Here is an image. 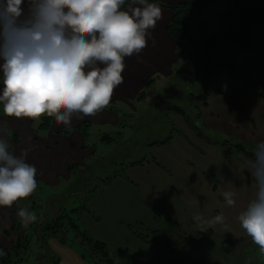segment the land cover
Segmentation results:
<instances>
[{
	"label": "rangeland",
	"instance_id": "obj_1",
	"mask_svg": "<svg viewBox=\"0 0 264 264\" xmlns=\"http://www.w3.org/2000/svg\"><path fill=\"white\" fill-rule=\"evenodd\" d=\"M158 1L164 2L163 0ZM225 9V0L223 2L219 0L205 7L192 9L194 20L190 23V31L197 41L201 38L202 33L208 36L218 28L220 23L219 14L224 12ZM160 24L161 22L157 21L156 28L164 29ZM202 24L207 25L205 31H202ZM173 39L176 41L174 37ZM168 49H170L169 42ZM171 49L172 53L176 54L175 57L179 59L172 66L173 72L171 76L167 77L164 71H159L157 75L150 78L154 80L147 90V99L145 101L138 102L135 99L130 101L132 105L129 107L118 105L121 107L122 114L129 116L127 118L129 123L125 127L120 125L115 130L111 126L101 127L100 125H95V128L88 129L90 134L88 139L96 147L89 148V150L85 146L82 149L84 154L79 158L81 163L74 164L71 162L68 169H66L67 167L64 168L66 172H69L68 174L75 170L74 168H76V171L70 174L71 178L67 181L64 176L63 178L61 177L59 187L49 189L46 185H38L42 189L40 192H36L39 196L37 202L40 201L41 207L51 219L56 216L58 208L63 204H66L68 208L76 206L78 204L77 198L71 197L68 199L66 190L72 182L78 181L91 168V186L95 185L98 187L96 188L97 190L95 189L96 191L94 190L95 193L93 192L94 196L87 201V206L89 210H92V213H80L79 224L83 230L88 231L94 238L101 239L108 244L116 257L117 264H264V254L260 252L259 246L252 241L251 237L247 235L238 220L239 214L255 198L256 182L250 170L242 162L235 159L225 147L223 148L219 145L211 146L215 148L216 154L212 148L208 147L204 149L206 156L200 158L197 157V154L180 148L177 146L180 141L178 137L189 138L186 141L192 140L195 142V137L191 132H194V130L190 129L183 116L177 111L159 112L154 107L157 95L164 92L168 83H172L175 88L184 91V95L175 97V103L182 105L186 111L197 106L196 101L190 100L187 91L203 95L204 85L202 80L192 85L185 74L177 73L185 58L188 57L190 50H192V46L185 42L180 51L176 50V48L173 50V45ZM2 63L3 61L0 60V65ZM2 80L3 74L0 75L1 84H3ZM205 101H207V98L202 102L204 103ZM188 112L195 113V110H189ZM2 117L11 119L4 115L3 106L0 104V118ZM44 117H47V115L45 114L39 119H29V122L21 121V119L18 121L14 118V123L21 132L12 128L14 130H12V136L9 139L11 147L13 144H18L17 140L14 141L13 138L21 139L22 136H24V140L22 141L21 139L20 145L23 142L27 145L29 143L27 140L33 139L34 132L29 135L27 131L24 133L22 130L28 127L33 131L36 129L40 130L38 126ZM192 117L195 120L193 114ZM137 119L142 121H140L141 126L139 128L133 126ZM4 122H6L5 118ZM49 130H52V126H50ZM117 131L122 132L118 142L105 145L99 140L102 133L119 137V132L114 133ZM13 133H15L14 136ZM194 133L196 134V131ZM177 134L180 136H177ZM170 136L175 137L174 142L172 138V142L165 145L170 146L162 148L161 152L156 155L153 149L147 145L153 140H165ZM250 142L254 146L257 144V142L251 140ZM197 146L200 147L199 144ZM95 150L97 151L95 152ZM22 153L24 152L16 151L17 156ZM90 153H93L94 156L87 158ZM154 155L157 160L163 162L161 164L164 168L159 165L158 167L163 170L166 168L164 170L168 172L166 178H162L160 172L154 166L148 167L147 164L144 165L146 168L143 171L148 169L151 173H142L145 184L149 186L147 189H138L132 183L133 176H131L130 171L132 167L125 172L129 178L128 180L126 177H120L121 182L116 185V178L111 184L107 186L104 184L102 179H106L108 176L111 177L116 171H121L126 161H137L146 157L150 159ZM162 155L166 156L163 157ZM163 159L171 161L172 164H167ZM122 160L123 162H121ZM203 168L207 172L202 173ZM126 183L131 186L124 190L123 187H128ZM215 183L218 185L214 186L217 187L216 192L213 190ZM225 191L234 193L235 204L233 206L227 205L224 200L222 194ZM52 193L55 195H53V198L48 199ZM86 193V191L82 194L80 193L79 197L81 198ZM28 197L30 199L33 195L31 194ZM0 207L5 210L4 206ZM17 208L16 205L13 208H9L10 215H12V209L15 212L20 210ZM28 210L31 211L30 208ZM197 215L202 220H210L216 215H223L225 219L223 224L218 223L212 227L206 226L205 231H200L197 227V221L193 219ZM1 225L2 223L0 222V228ZM129 226L132 227V230L129 229ZM151 230H157L165 234L166 237L176 240L180 243V246L146 243L136 235L138 232L147 234ZM6 231L3 229L1 231L0 229L1 245L9 244L13 240V238H10L12 234V237L17 236V234L21 236L20 233L16 234L14 232L9 236ZM10 231H12V228ZM50 239L48 240V246ZM226 239L234 242L232 252H227L223 248V242ZM60 245L63 247L62 244ZM69 247L77 252L81 250L77 245ZM48 249L49 247L45 248L42 246L37 236L33 237L29 249L22 255L23 260H21L20 264H53L54 255L58 258H64L67 263L72 264L63 248L56 250L55 247H51V249ZM14 250L17 251L18 248L15 247ZM254 258L256 262H254Z\"/></svg>",
	"mask_w": 264,
	"mask_h": 264
},
{
	"label": "clouds",
	"instance_id": "obj_2",
	"mask_svg": "<svg viewBox=\"0 0 264 264\" xmlns=\"http://www.w3.org/2000/svg\"><path fill=\"white\" fill-rule=\"evenodd\" d=\"M0 0V104L7 117H54L71 125L72 115L94 116L106 108L114 89L123 83L125 57L139 54L162 19L158 3L132 0ZM12 130L0 122V206L11 207L37 188V169L10 151ZM244 166L256 182L255 198L242 211L241 227L264 254V141ZM227 205L234 193L223 194ZM25 225L37 221L34 212L18 211ZM200 231L224 223L223 215L202 220ZM0 255H3L0 252Z\"/></svg>",
	"mask_w": 264,
	"mask_h": 264
},
{
	"label": "crops",
	"instance_id": "obj_3",
	"mask_svg": "<svg viewBox=\"0 0 264 264\" xmlns=\"http://www.w3.org/2000/svg\"><path fill=\"white\" fill-rule=\"evenodd\" d=\"M163 1H166L167 3H181L185 0ZM160 8L162 10V19L158 22H161L160 26L164 27V29L162 28L160 30L156 27L154 29H150L149 31L151 32V38L148 40L147 46L139 54H133L131 57H125L124 59L125 68L122 72L123 83L114 89L112 98L110 100V103H115L116 111L106 107L94 116H83L82 113H74L72 115L70 126L58 124L53 117L51 124L52 130L47 131L40 129L38 131H33L32 129H29V127L25 130H22L24 133L27 131L29 135L31 132H34V137L32 140H27L29 141L27 145H25L24 142L20 145L21 139L22 141L24 140V136H22L20 142H17L18 144H13L12 152L15 155L16 151L27 153L25 158L26 162L34 165L37 169L36 178L39 181L38 185H46L49 187V189L59 187L61 177L63 178L64 176L66 181L71 178V175L68 174L69 172H66L64 168L67 167L66 169H68L71 162L74 164L81 163L79 158L83 156L84 151L82 149L85 146H88L87 149L96 147L93 145V143H91L90 139H88L90 135L89 132L86 133L85 137L83 132L79 130V126L83 122L89 121V123H91L90 128H95V125H100L101 127L111 126L117 130V127L120 126L119 118L120 114L122 113L120 109L121 107L118 105L121 104L128 107L132 105L130 101L136 99L138 93L144 88L148 79L157 75L159 71H164V74L167 77L171 76L173 72L172 66L177 61H179V59L175 57L176 54H173L171 49L172 45L173 50L176 48V41L167 30V27L173 16V11L161 6ZM168 42L170 43V49H168ZM161 58H164L165 60ZM235 61L236 64L243 71L251 75L259 85L264 86V38L257 43L254 49L240 51L237 54ZM1 74L2 68H0V75ZM2 85L3 84L0 83V94H2ZM196 104L201 110L200 122L210 131L212 130L221 135L241 138L249 141L251 140L257 143L264 141V98H262L256 89L246 81L234 79L227 71H220L219 73L213 75L209 80V93L206 104L203 102H196ZM4 118L7 126L11 130L17 129L13 120L14 117H10L11 119L2 117L0 118V122H4ZM19 119H21V121L29 122V118ZM19 119L17 120L20 121ZM186 127L188 126L186 125ZM59 129L70 130V133L60 134L58 133ZM118 132L119 131L114 133L116 134ZM191 132L196 141L194 142L190 140L188 142L186 140L189 138H183L177 134V136L181 137H178L180 141L177 143V146L197 154V157L199 158L206 156V151L204 149H207L208 147L212 148L213 152L216 154L215 148L211 147V144L204 141L193 131ZM105 134L110 135L107 133H102L99 137V140H101L102 136ZM91 135L93 136V134ZM197 144H199L201 148L198 147ZM169 146L154 147L153 152L156 155L157 153L161 152L160 150H162V148H168ZM96 151L97 150H95V152ZM93 156L94 154L90 153L87 158ZM165 156L166 155L163 157ZM163 160L167 164H172V162L169 160ZM159 162L163 163L161 161ZM147 164L148 167L154 166V168L160 172V176L162 178H166L168 176V172H165V169L163 170L158 167V165L153 161L146 162V164L140 166H134L130 170L131 176L134 178V180L132 178V183H134L138 189H147L149 187L145 184L146 182L143 180L144 175L142 174L143 172H150L148 169L143 171L144 168H146L144 165ZM205 172L207 171H205L203 168L202 173ZM119 182H121V178L117 177L115 185ZM126 186L128 187H123L124 190L129 188L131 185L126 183ZM214 186L218 185L215 183L213 188ZM13 206L14 205L11 207H5V210L0 207V222L2 223L0 228L1 231L2 229L4 231H10L13 226V220L9 210V208H13ZM12 235L10 238H13V240L10 241L9 244H3L4 246L1 244L0 245L11 249L13 247V243L20 237L19 234H17L15 237H12ZM60 244L62 243L58 239L51 238L48 247L49 249H51V247H55L56 250L63 248L66 251L68 260H70L72 264L89 263L81 257L79 252L73 248L64 244H62V247ZM57 264L69 263H67L64 258H60V261Z\"/></svg>",
	"mask_w": 264,
	"mask_h": 264
},
{
	"label": "trees",
	"instance_id": "obj_4",
	"mask_svg": "<svg viewBox=\"0 0 264 264\" xmlns=\"http://www.w3.org/2000/svg\"><path fill=\"white\" fill-rule=\"evenodd\" d=\"M219 0H185L181 3H164L160 2L158 0H149L151 3H158L159 6L168 8L173 11V16L170 20V23L167 27L168 32L176 39V50L180 51L185 42H188L192 49L198 46L199 42L206 37L204 33L201 34V38L197 41L196 38L191 34L190 31V23L194 20V14L192 13L193 8H201L205 7L209 4L215 3ZM224 1V0H220ZM226 5H227V0ZM132 2V0H125V4L122 5L125 9L128 7V5ZM225 12V11H224ZM222 12L220 14V18L222 19V16L224 14ZM207 25L202 24L201 28L202 31L206 30ZM264 38V23L260 25L259 27H254L253 32L251 35L250 40L244 47H238V46H232L225 50H223L221 53H219L216 56L215 62L212 67H209L207 69H203L201 71V77L200 80L203 81L204 85V91L203 95L201 94H195L192 91H187V95L190 98V100L196 101V102H202L204 99L207 98L209 93V80L210 78L219 73L220 71H227L234 79L237 80H244L247 83H249L251 86H253L258 94L264 98V86L259 85L255 79L243 71L235 61V58L237 54L240 51L243 50H252L256 47L257 43ZM187 58V57H186ZM185 58V59H186ZM182 74V73H181ZM154 79H149L146 85L143 89L138 93L136 100L138 102L145 101L147 99V90L149 86L153 83ZM206 104V101L204 102ZM191 106V103H190ZM108 109L116 111L115 104H109L107 106ZM177 111L185 121L188 123V126L196 131V134L202 138L207 143L213 145V146H221L225 147L235 159L243 163V160L245 158L254 159L253 156V150L255 146L252 142L247 141L245 139H239V138H231L229 136L218 134L214 131H210L208 128L204 127L203 124L200 122L201 117V110L198 106L193 107L191 109H186L182 105H177L172 107L169 110L166 111ZM189 110H195L194 112H188ZM165 112V111H164ZM192 114L195 116V120L192 118ZM129 116H125L121 113V117L119 119L120 125L122 127H125L128 125V118ZM141 120L136 121V123H133V126L136 128H139L141 125ZM52 124V117H44L42 122L39 124L38 129L41 130H49L50 126ZM91 127V123L85 121L79 126V130L83 132V134L86 137V133H88V129ZM180 131V130H179ZM60 133L68 134L70 133V130H59ZM178 132V130H177ZM122 133V132H121ZM121 133L119 132V137H116L114 135H104L101 138V141L107 145L112 144L113 142H118V140L121 138ZM15 133H13L14 136ZM172 136L165 140H153L149 142L147 145L153 149L154 147L159 146H165L167 144H170L172 142ZM14 141L17 140V142H20V139L13 138ZM88 148V146H86ZM10 151H12V147L10 148ZM153 161L157 165L164 168V166L155 158L154 156L150 159L142 158L137 161H129L125 162L123 168L121 171H116L111 177H107L104 180V184L107 186L112 183V181L117 177H126L127 180L129 179L128 176H126V171L134 166H140L143 165L144 162H150ZM123 162V160L121 161ZM244 164V163H243ZM72 170V172L76 171ZM166 170V168H165ZM86 171V170H84ZM70 173V174H71ZM91 168L81 176V178L78 181L72 182L69 188L66 190L67 198L70 199L71 197H76L78 204L76 206L68 208L66 204H63L58 208V212L55 217L51 219V217H48L43 208L40 205V201L37 202V198L39 196L36 192H40L42 189L41 186H38L39 181L36 178L37 181V188L35 192L32 193L33 197L29 199L23 198L18 200L14 203L19 209L25 208V209H31V212L36 214L37 221L28 225H25L21 222L20 217L18 216V211H12L11 210V217L13 220V226L12 231H6L7 235H11V233H20L21 236L13 243V249H8L0 245V252L3 253V255H0V264H20L21 260H23V253L27 251L30 247V242L33 237L38 238V240L41 241V244L43 247L48 248V240L49 238H57L62 244L69 245V246H79L80 255L82 258L87 260L90 264H117L116 257L113 254V251L109 248L108 244L101 240L96 239L92 235L88 233V231L83 230L81 225L79 224V215L83 212L92 213L91 210H89L87 206V201H89L94 196V190L98 186H91ZM131 181V180H129ZM97 190V189H96ZM95 190V191H96ZM214 192L217 191V187L213 188ZM87 192L84 196L81 198L79 197L80 193ZM94 192V193H93ZM35 194V195H34ZM40 195V194H39ZM54 193L51 194L48 199L53 198ZM64 195V194H63ZM80 201V202H79ZM17 208V209H18ZM36 210V211H35ZM46 214V215H45ZM170 219V218H168ZM129 229L132 230V227L129 226ZM137 237L141 239L143 242L146 243H161L169 246L179 247L180 243H178L176 240L166 237L165 234L157 231V230H151L149 233H136ZM223 248L227 252H232L234 248V242L230 239H226L223 242ZM18 248V250H14L15 247ZM49 250V249H48ZM54 262L53 264H57L60 261V258H57L53 256ZM255 260V258H254ZM253 260V261H254ZM256 262V260L254 261Z\"/></svg>",
	"mask_w": 264,
	"mask_h": 264
},
{
	"label": "water",
	"instance_id": "obj_5",
	"mask_svg": "<svg viewBox=\"0 0 264 264\" xmlns=\"http://www.w3.org/2000/svg\"><path fill=\"white\" fill-rule=\"evenodd\" d=\"M263 23L264 0H228L220 26L190 52L177 73L185 74L189 83L195 84L201 71L212 67L219 53L232 46L244 47L253 28ZM178 95H184V91L168 83L164 92L157 95L154 106L159 111L170 109L174 105L172 100Z\"/></svg>",
	"mask_w": 264,
	"mask_h": 264
},
{
	"label": "flooded vegetation",
	"instance_id": "obj_6",
	"mask_svg": "<svg viewBox=\"0 0 264 264\" xmlns=\"http://www.w3.org/2000/svg\"><path fill=\"white\" fill-rule=\"evenodd\" d=\"M166 97V96H165ZM173 101V103H175V98L172 100Z\"/></svg>",
	"mask_w": 264,
	"mask_h": 264
}]
</instances>
